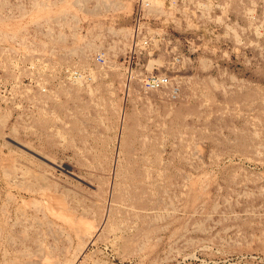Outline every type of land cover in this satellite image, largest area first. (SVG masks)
Returning a JSON list of instances; mask_svg holds the SVG:
<instances>
[{
  "label": "rangeland",
  "instance_id": "rangeland-1",
  "mask_svg": "<svg viewBox=\"0 0 264 264\" xmlns=\"http://www.w3.org/2000/svg\"><path fill=\"white\" fill-rule=\"evenodd\" d=\"M117 1L0 0V264H264V0L174 93L124 82Z\"/></svg>",
  "mask_w": 264,
  "mask_h": 264
},
{
  "label": "built area",
  "instance_id": "built-area-1",
  "mask_svg": "<svg viewBox=\"0 0 264 264\" xmlns=\"http://www.w3.org/2000/svg\"><path fill=\"white\" fill-rule=\"evenodd\" d=\"M226 3L227 0H132L120 61L124 82L138 79L144 89L159 88L168 82L169 75L167 67L159 71L157 63L171 67L181 62L220 59L218 31L233 24L227 16ZM178 31L185 33L178 36ZM92 58L104 61L102 52Z\"/></svg>",
  "mask_w": 264,
  "mask_h": 264
},
{
  "label": "bare ground",
  "instance_id": "bare-ground-1",
  "mask_svg": "<svg viewBox=\"0 0 264 264\" xmlns=\"http://www.w3.org/2000/svg\"><path fill=\"white\" fill-rule=\"evenodd\" d=\"M119 1L117 0H94V3L91 5V7H85L83 8V12L85 13H97L98 11H100L101 9L103 10H107L109 8H111V6H115L117 7L119 5ZM58 13L57 14H61L62 11H57ZM119 32L121 33V36L123 37V41H122V44H125L126 43V36H127V29L126 28H122L121 30H119ZM119 41H120V38H119ZM85 45H88V46H92L93 47V44L92 43H85ZM201 63H206L204 60H201L200 61ZM71 76L72 77H77L78 75L76 74V72L74 70H72L71 72ZM163 87H171V92L174 93L175 92V89L176 87H173L171 84H170V81L168 80V82H166L164 85H162ZM155 89H158V88H154L153 90ZM7 170V169H6ZM227 180V179H226ZM195 185V184H194ZM50 199V198H49ZM55 200V199H54ZM59 200V199H58ZM58 200H55L56 203H58L59 201ZM61 201V200H60ZM54 202V203H55ZM61 203H59L60 205ZM62 205V204H61ZM60 205V207H61ZM62 208V207H61ZM60 208V209H61ZM50 209L52 210V208L50 207ZM59 211H56L54 212V215L56 217H59V218H67L68 215H66L62 210ZM63 209V208H62ZM52 212V211H51ZM52 214V213H51ZM70 219V218H69ZM82 225V224H81ZM81 230V229H80Z\"/></svg>",
  "mask_w": 264,
  "mask_h": 264
}]
</instances>
